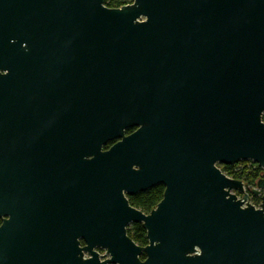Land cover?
I'll list each match as a JSON object with an SVG mask.
<instances>
[{"label":"water","instance_id":"water-1","mask_svg":"<svg viewBox=\"0 0 264 264\" xmlns=\"http://www.w3.org/2000/svg\"><path fill=\"white\" fill-rule=\"evenodd\" d=\"M263 114L264 0H0V264H264Z\"/></svg>","mask_w":264,"mask_h":264},{"label":"trees","instance_id":"trees-1","mask_svg":"<svg viewBox=\"0 0 264 264\" xmlns=\"http://www.w3.org/2000/svg\"><path fill=\"white\" fill-rule=\"evenodd\" d=\"M131 3L132 0H106V6L109 8H119ZM219 168L228 177L244 181L249 188L256 184L262 174V169L252 162H240L231 166L219 165ZM163 193L164 187H156L130 198V204L144 213H149L162 200ZM129 235L139 245L145 246L148 243L146 232L140 225H134L129 230Z\"/></svg>","mask_w":264,"mask_h":264},{"label":"flooded vegetation","instance_id":"flooded-vegetation-1","mask_svg":"<svg viewBox=\"0 0 264 264\" xmlns=\"http://www.w3.org/2000/svg\"><path fill=\"white\" fill-rule=\"evenodd\" d=\"M108 7V6H107ZM263 122H264V114H263ZM137 127H134V128H129V129H127L126 130V136H130V135H132L135 131H137ZM118 141H113V142H110L107 146H105L104 147V150H108L111 146H113L114 144H116ZM263 171H262V174L260 175V177L258 178V180L260 179V178H263ZM243 183H244V185H245V190H246V192L249 194V197H250V203L251 204H253L254 206H256V205H260V202H261V197L263 196V192L259 195V196H255V195H253L251 192H250V190L251 189H253V188H255V185L253 186V187H251V188H249L248 186H247V184L243 181ZM156 187H163V186H156ZM156 187H154V188H156ZM148 191H150V190H148ZM148 191H146V192H140V193H138V194H136V195H133V196H128L127 194H125V197H126V199L129 201V204H130V198H132V197H137V196H139V195H141V194H144V193H147ZM255 202H257V203H255ZM131 205V204H130ZM158 205V204H157ZM156 205V206H157ZM156 206L153 208V209H155L156 208ZM131 207H133V208H135L134 206H132L131 205ZM135 209H137V210H139L138 208H135ZM152 209V210H153ZM151 210V211H152ZM139 211H141V210H139ZM150 211V212H151ZM142 212V211H141ZM150 212L149 213H144V212H142V213H144V214H146V215H148V214H150ZM7 219V217H1L0 218V228L2 227V225H3V221L4 220H6ZM134 225H140L143 229H144V227L142 226V224H136V223H131V224H129L127 227H126V233H127V236L136 244V245H138L139 247H145V246H147L148 245V243L145 245V246H142V245H139V244H137L131 237H130V235H129V230L134 226ZM145 230V229H144ZM145 232H146V230H145ZM146 239H147V232H146ZM147 242H148V239H147ZM81 245H85L84 244V242L81 240ZM101 251H103L104 252V255H102L101 254ZM98 252H99V254L100 255H102V256H104V258H108V256H106V251L105 250H101V249H98ZM141 260H145V256L143 255L142 257H141Z\"/></svg>","mask_w":264,"mask_h":264},{"label":"rangeland","instance_id":"rangeland-1","mask_svg":"<svg viewBox=\"0 0 264 264\" xmlns=\"http://www.w3.org/2000/svg\"><path fill=\"white\" fill-rule=\"evenodd\" d=\"M242 195H239V197H241ZM256 207H259L258 205H256ZM101 254L103 255L104 254V252L103 251H101Z\"/></svg>","mask_w":264,"mask_h":264}]
</instances>
